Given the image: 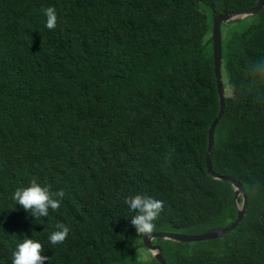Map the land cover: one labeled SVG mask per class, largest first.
Listing matches in <instances>:
<instances>
[{
	"label": "trees",
	"instance_id": "1",
	"mask_svg": "<svg viewBox=\"0 0 264 264\" xmlns=\"http://www.w3.org/2000/svg\"><path fill=\"white\" fill-rule=\"evenodd\" d=\"M258 1L0 0V264L25 236L51 264H160L144 259L131 224L125 199L136 194L164 202L155 231L236 220L232 183L206 165L220 109L213 19ZM240 21L221 30L231 93L211 159L242 183L247 208L219 238H155L169 264H264V7L230 22ZM33 179L65 192L39 220L12 199ZM59 223L70 232L52 245Z\"/></svg>",
	"mask_w": 264,
	"mask_h": 264
},
{
	"label": "clouds",
	"instance_id": "2",
	"mask_svg": "<svg viewBox=\"0 0 264 264\" xmlns=\"http://www.w3.org/2000/svg\"><path fill=\"white\" fill-rule=\"evenodd\" d=\"M47 17L46 27L54 30L58 24V16L54 7H48L43 10ZM65 192L52 191L51 186L43 184L33 179L28 186L18 187L12 193V199L25 211L30 212L35 220L48 217L49 210L59 211L61 200ZM131 212L135 213L130 218L131 224L136 228L138 235L151 237L155 231L154 223L164 211V202L153 197L136 194L125 199ZM57 230L52 232L48 239L52 245L62 244L67 238L70 228L59 223ZM48 261L51 264V258L44 255L43 244L34 238L27 236L17 244L12 253V264H45Z\"/></svg>",
	"mask_w": 264,
	"mask_h": 264
},
{
	"label": "water",
	"instance_id": "3",
	"mask_svg": "<svg viewBox=\"0 0 264 264\" xmlns=\"http://www.w3.org/2000/svg\"><path fill=\"white\" fill-rule=\"evenodd\" d=\"M264 7V0H259L258 4L251 9L241 10L235 12H227L223 14L216 15L213 19V30H212V45H213V59H214V71L217 80V88L220 100V109L217 117L214 119L212 124L209 127L208 131V152L206 156V165L207 170L210 175L216 179L227 180L232 183L234 187V205L237 209L236 220L222 227H215L206 231L204 233L198 234H186L173 231H154L151 237H143L144 246L153 254V257L160 264H169L166 258L163 255L162 247L158 244H154L153 240L155 238L169 239L178 242H193V241H203L209 239L219 238L224 234H228L236 228L238 223L243 219L246 208H247V194L242 186V183L238 180H235L231 177L221 175L216 172L212 165L211 155L215 146V129L221 118L224 114V105L226 97V89L223 82V76L221 72V63H222V35H221V26L225 22L232 20H241L250 15H254L259 12ZM243 197L242 202H238L239 197Z\"/></svg>",
	"mask_w": 264,
	"mask_h": 264
},
{
	"label": "rangeland",
	"instance_id": "4",
	"mask_svg": "<svg viewBox=\"0 0 264 264\" xmlns=\"http://www.w3.org/2000/svg\"><path fill=\"white\" fill-rule=\"evenodd\" d=\"M247 23H248L247 21H240V22H230L229 21V22L223 23L221 26V29L223 31L224 29L225 30L228 29L230 26H234L237 29H240ZM230 93H231V89L229 87H226V94H230ZM145 248L144 247L141 248V253L143 254L144 259H147L148 261H150V259H152L153 257V254L149 250H146Z\"/></svg>",
	"mask_w": 264,
	"mask_h": 264
}]
</instances>
